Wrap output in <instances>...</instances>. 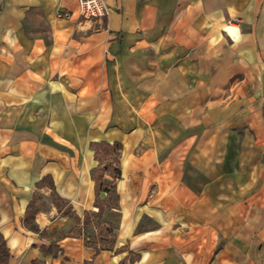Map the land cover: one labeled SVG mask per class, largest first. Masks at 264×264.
<instances>
[{
    "label": "crops",
    "instance_id": "0c3cea01",
    "mask_svg": "<svg viewBox=\"0 0 264 264\" xmlns=\"http://www.w3.org/2000/svg\"><path fill=\"white\" fill-rule=\"evenodd\" d=\"M104 2L0 0L6 264H264V0Z\"/></svg>",
    "mask_w": 264,
    "mask_h": 264
},
{
    "label": "trees",
    "instance_id": "16d2710c",
    "mask_svg": "<svg viewBox=\"0 0 264 264\" xmlns=\"http://www.w3.org/2000/svg\"><path fill=\"white\" fill-rule=\"evenodd\" d=\"M121 148V144L119 143H114V144H107V143H100L97 144L95 146L96 152L99 155L100 159H107L109 158L111 155H115L116 156V161L119 162V158H118V154H119V150ZM108 168V166H107ZM99 172V174L96 176V179L98 181L99 188L104 187L105 189H108L109 187L103 183V170H97ZM113 173L116 176L120 175V168L117 166L115 168H113ZM35 209L34 207L31 208V210L28 211L27 213V218H31L30 216L33 215L35 213ZM9 258V252H8V248L6 245V240L4 238V236L2 235V233L0 232V264H6Z\"/></svg>",
    "mask_w": 264,
    "mask_h": 264
},
{
    "label": "built area",
    "instance_id": "2783aa9c",
    "mask_svg": "<svg viewBox=\"0 0 264 264\" xmlns=\"http://www.w3.org/2000/svg\"><path fill=\"white\" fill-rule=\"evenodd\" d=\"M79 4L82 20L100 19L108 14V8L104 0H79Z\"/></svg>",
    "mask_w": 264,
    "mask_h": 264
}]
</instances>
